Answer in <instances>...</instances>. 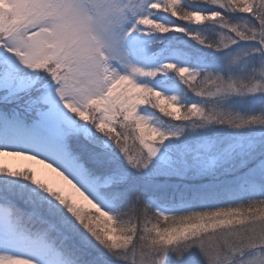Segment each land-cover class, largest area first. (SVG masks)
Masks as SVG:
<instances>
[{"label": "snow or ice", "instance_id": "1", "mask_svg": "<svg viewBox=\"0 0 264 264\" xmlns=\"http://www.w3.org/2000/svg\"><path fill=\"white\" fill-rule=\"evenodd\" d=\"M0 264H264V0H0Z\"/></svg>", "mask_w": 264, "mask_h": 264}, {"label": "bare ground", "instance_id": "2", "mask_svg": "<svg viewBox=\"0 0 264 264\" xmlns=\"http://www.w3.org/2000/svg\"><path fill=\"white\" fill-rule=\"evenodd\" d=\"M13 163H17V161H12ZM26 161H19V163H25Z\"/></svg>", "mask_w": 264, "mask_h": 264}, {"label": "rangeland", "instance_id": "3", "mask_svg": "<svg viewBox=\"0 0 264 264\" xmlns=\"http://www.w3.org/2000/svg\"><path fill=\"white\" fill-rule=\"evenodd\" d=\"M26 163H29V162H25V163H19V161H17V163H16V164H26Z\"/></svg>", "mask_w": 264, "mask_h": 264}]
</instances>
